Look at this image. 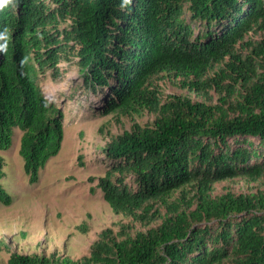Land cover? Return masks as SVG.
Masks as SVG:
<instances>
[{
    "label": "trees",
    "instance_id": "16d2710c",
    "mask_svg": "<svg viewBox=\"0 0 264 264\" xmlns=\"http://www.w3.org/2000/svg\"><path fill=\"white\" fill-rule=\"evenodd\" d=\"M197 20L226 27L203 38ZM5 29L0 150L23 131L31 182L65 135L46 69L58 77L78 56L85 82L111 89L103 112L123 130L105 144L121 163L98 177L117 226L78 257L14 249L0 264H264V0H5ZM4 166L0 153V178ZM0 202H13L1 183Z\"/></svg>",
    "mask_w": 264,
    "mask_h": 264
},
{
    "label": "rangeland",
    "instance_id": "374dc122",
    "mask_svg": "<svg viewBox=\"0 0 264 264\" xmlns=\"http://www.w3.org/2000/svg\"><path fill=\"white\" fill-rule=\"evenodd\" d=\"M186 16L190 20V13ZM193 26L195 35L205 38L210 31L221 33L226 21L209 25L197 20ZM78 60L75 55L71 60L61 61L58 77L52 75L51 68L39 76L46 95L65 113L62 147L40 170L39 180L31 182L25 171L20 154L23 133L20 128H15L11 146L0 150L6 172L0 183L13 196L9 205L0 202V260L7 261L14 249L81 256L90 251L91 243L104 227L117 226L120 219L108 207L104 191L98 186V177L121 163L107 155L105 144L111 135L123 130L122 125L102 108L93 105L79 108L82 97L89 101L92 93L98 91L107 97L110 88L87 84ZM140 120L145 123L147 116ZM131 123L126 119L124 127H130ZM247 138L256 145L259 143L256 137ZM235 141L231 139L233 146L238 145ZM127 181L136 188L133 176ZM223 184H218L217 192L224 190ZM211 226L215 228L218 223L212 222Z\"/></svg>",
    "mask_w": 264,
    "mask_h": 264
},
{
    "label": "built area",
    "instance_id": "2783aa9c",
    "mask_svg": "<svg viewBox=\"0 0 264 264\" xmlns=\"http://www.w3.org/2000/svg\"><path fill=\"white\" fill-rule=\"evenodd\" d=\"M107 95L108 96L105 97V95L101 91H98L96 93H92L91 97L89 98V101H85L82 97L81 98V104H80L79 108L86 109L87 106L93 105L97 109H99V108L103 109L105 107L108 99L112 95L111 89L107 92Z\"/></svg>",
    "mask_w": 264,
    "mask_h": 264
},
{
    "label": "clouds",
    "instance_id": "9594fccd",
    "mask_svg": "<svg viewBox=\"0 0 264 264\" xmlns=\"http://www.w3.org/2000/svg\"><path fill=\"white\" fill-rule=\"evenodd\" d=\"M5 2V0H0V5H2ZM7 33V29L4 30V32H0V37H3ZM6 46L0 45V52H6ZM24 61L22 60L21 63Z\"/></svg>",
    "mask_w": 264,
    "mask_h": 264
}]
</instances>
